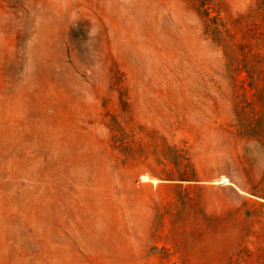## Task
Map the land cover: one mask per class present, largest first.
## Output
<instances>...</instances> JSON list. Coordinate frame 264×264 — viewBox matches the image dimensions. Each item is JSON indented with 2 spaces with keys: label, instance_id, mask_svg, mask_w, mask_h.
Wrapping results in <instances>:
<instances>
[{
  "label": "rangeland",
  "instance_id": "374dc122",
  "mask_svg": "<svg viewBox=\"0 0 264 264\" xmlns=\"http://www.w3.org/2000/svg\"><path fill=\"white\" fill-rule=\"evenodd\" d=\"M225 77L182 0H0V264H264V94Z\"/></svg>",
  "mask_w": 264,
  "mask_h": 264
},
{
  "label": "trees",
  "instance_id": "16d2710c",
  "mask_svg": "<svg viewBox=\"0 0 264 264\" xmlns=\"http://www.w3.org/2000/svg\"><path fill=\"white\" fill-rule=\"evenodd\" d=\"M182 1L198 17L202 40L221 56L228 89L263 95L264 28L257 23H264V16L257 19L248 14L233 18L214 8L216 0ZM242 74L244 78L239 80Z\"/></svg>",
  "mask_w": 264,
  "mask_h": 264
}]
</instances>
